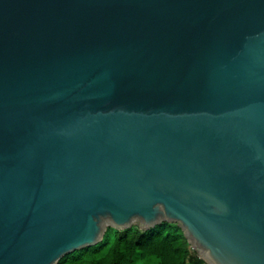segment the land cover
Here are the masks:
<instances>
[{"label": "water", "instance_id": "obj_1", "mask_svg": "<svg viewBox=\"0 0 264 264\" xmlns=\"http://www.w3.org/2000/svg\"><path fill=\"white\" fill-rule=\"evenodd\" d=\"M159 225L264 264V0H0V264Z\"/></svg>", "mask_w": 264, "mask_h": 264}, {"label": "trees", "instance_id": "obj_2", "mask_svg": "<svg viewBox=\"0 0 264 264\" xmlns=\"http://www.w3.org/2000/svg\"><path fill=\"white\" fill-rule=\"evenodd\" d=\"M195 256L180 226L159 225L152 233L131 226V232H106L102 247L61 264H204Z\"/></svg>", "mask_w": 264, "mask_h": 264}, {"label": "rangeland", "instance_id": "obj_3", "mask_svg": "<svg viewBox=\"0 0 264 264\" xmlns=\"http://www.w3.org/2000/svg\"><path fill=\"white\" fill-rule=\"evenodd\" d=\"M195 254L198 255L197 252H195ZM138 264H140V263H138ZM204 264H206V263L204 262Z\"/></svg>", "mask_w": 264, "mask_h": 264}]
</instances>
